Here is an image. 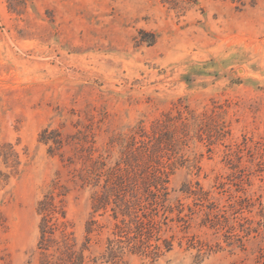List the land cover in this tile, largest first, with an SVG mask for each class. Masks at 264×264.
<instances>
[{"label":"rangeland","instance_id":"rangeland-1","mask_svg":"<svg viewBox=\"0 0 264 264\" xmlns=\"http://www.w3.org/2000/svg\"><path fill=\"white\" fill-rule=\"evenodd\" d=\"M186 105L214 114L170 170L193 217L162 258L129 264H264V0H0V145L23 160L0 188V264H40L38 203L54 181L85 234L91 188L73 180L74 147L40 141L45 128L104 151ZM199 184L217 206L183 191Z\"/></svg>","mask_w":264,"mask_h":264},{"label":"trees","instance_id":"trees-1","mask_svg":"<svg viewBox=\"0 0 264 264\" xmlns=\"http://www.w3.org/2000/svg\"><path fill=\"white\" fill-rule=\"evenodd\" d=\"M213 115L209 111L197 113L189 105L176 106L150 127L140 123L113 136L104 151L92 144L86 146L87 135L81 132L65 137L58 128H45L40 141L49 145L50 153L66 145L75 148L74 157L69 159L80 166L73 180L91 188V212L80 238L68 216L66 197L70 190L54 181L38 203L39 263L129 264L136 256L155 262L171 251L174 235L168 233L175 230L176 223H188L193 215L184 214L185 203L172 196L170 170L184 156L188 141L202 138V131H208ZM114 146L119 147L116 156ZM22 161V152L13 143L0 145V188L19 174ZM197 187L183 191L196 194L201 204L210 201L209 192L200 184ZM212 198L210 202L217 206ZM244 203L250 201L241 196L229 205ZM1 206L0 202V221L4 217Z\"/></svg>","mask_w":264,"mask_h":264}]
</instances>
